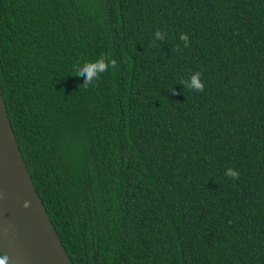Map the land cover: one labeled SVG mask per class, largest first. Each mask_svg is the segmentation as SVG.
<instances>
[{
    "label": "trees",
    "instance_id": "16d2710c",
    "mask_svg": "<svg viewBox=\"0 0 264 264\" xmlns=\"http://www.w3.org/2000/svg\"><path fill=\"white\" fill-rule=\"evenodd\" d=\"M0 92L71 264H264V0H0Z\"/></svg>",
    "mask_w": 264,
    "mask_h": 264
},
{
    "label": "water",
    "instance_id": "95a60500",
    "mask_svg": "<svg viewBox=\"0 0 264 264\" xmlns=\"http://www.w3.org/2000/svg\"><path fill=\"white\" fill-rule=\"evenodd\" d=\"M0 253L9 264H71L32 184L1 92Z\"/></svg>",
    "mask_w": 264,
    "mask_h": 264
},
{
    "label": "clouds",
    "instance_id": "9594fccd",
    "mask_svg": "<svg viewBox=\"0 0 264 264\" xmlns=\"http://www.w3.org/2000/svg\"><path fill=\"white\" fill-rule=\"evenodd\" d=\"M154 38L156 40L163 41L165 40V33L157 30L154 33ZM179 40L183 42V46L185 48L189 46V38L186 33H181ZM175 50L181 51L180 46L177 45ZM116 66L117 61L113 59L110 54L102 53L94 61H86L82 65L77 63L74 68V75L83 76L85 79L82 85L87 88L89 85H92L94 81L99 80L102 73H105L109 70V68H115ZM201 77V72H193L189 78L181 80L180 84L183 85V88H187L195 92H203L205 89V84ZM170 93L176 94L173 88L171 89ZM225 175L234 180L239 178V172L233 168H228L225 172ZM0 264H9V257L3 253H0Z\"/></svg>",
    "mask_w": 264,
    "mask_h": 264
}]
</instances>
